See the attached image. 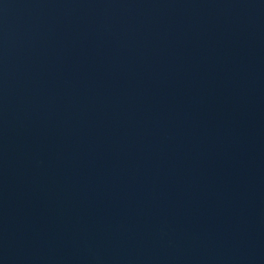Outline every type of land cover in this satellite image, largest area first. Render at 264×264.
Returning <instances> with one entry per match:
<instances>
[{
    "label": "water",
    "instance_id": "1",
    "mask_svg": "<svg viewBox=\"0 0 264 264\" xmlns=\"http://www.w3.org/2000/svg\"><path fill=\"white\" fill-rule=\"evenodd\" d=\"M0 264H264V0H0Z\"/></svg>",
    "mask_w": 264,
    "mask_h": 264
}]
</instances>
